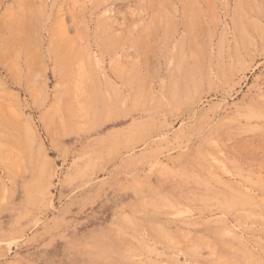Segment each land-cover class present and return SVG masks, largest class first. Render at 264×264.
Masks as SVG:
<instances>
[{
  "label": "rangeland",
  "instance_id": "374dc122",
  "mask_svg": "<svg viewBox=\"0 0 264 264\" xmlns=\"http://www.w3.org/2000/svg\"><path fill=\"white\" fill-rule=\"evenodd\" d=\"M0 264H264V0H0Z\"/></svg>",
  "mask_w": 264,
  "mask_h": 264
}]
</instances>
